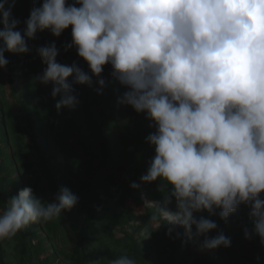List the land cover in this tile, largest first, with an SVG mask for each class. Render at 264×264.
<instances>
[{"label":"clouds","instance_id":"clouds-1","mask_svg":"<svg viewBox=\"0 0 264 264\" xmlns=\"http://www.w3.org/2000/svg\"><path fill=\"white\" fill-rule=\"evenodd\" d=\"M14 2L0 0V68L9 63L5 52L29 53L38 31L59 37L71 26L65 48H75L88 71L59 63L54 41L36 48L45 67L34 80L52 86L57 111L79 103L74 85L92 87L95 77L99 94L107 64L126 89L117 103L151 122L145 142L154 155L140 180L160 181L161 200L144 204L153 210V230L168 225L170 234L182 226L200 251L229 247L222 232L209 236L218 225L200 213L227 222L245 205L251 228L244 238L264 245V0H42L23 29L11 13ZM9 73L20 86L18 72ZM78 199L62 187L44 202L25 186L0 211V242L61 217ZM110 264L137 260L123 253Z\"/></svg>","mask_w":264,"mask_h":264},{"label":"trees","instance_id":"trees-1","mask_svg":"<svg viewBox=\"0 0 264 264\" xmlns=\"http://www.w3.org/2000/svg\"><path fill=\"white\" fill-rule=\"evenodd\" d=\"M9 2L11 3L12 0H9ZM68 2L71 3L72 0H68ZM37 6L34 0H15L11 13L15 18L21 21L19 24L20 29L25 27L23 21L27 19L30 10ZM60 36L61 39L53 36L48 30L42 32L38 31L35 34V38L28 41V43H30L29 47H32L33 50H35L34 55L39 57L36 52L37 47L45 46L53 41L61 46V44L67 42L66 40L69 38V33L65 29ZM58 49H61V47H58ZM60 51L62 52V50ZM12 57L13 53L8 52V58L11 59ZM63 57H65L64 54L62 55V58ZM103 78L105 79L106 76H103ZM93 80L94 83L92 87H88L87 85H74L78 93L79 103L71 109L61 108L57 111L55 108L56 103H54L57 98L51 97L50 91H48L49 95L45 99L47 112L54 118L55 123H59L58 130L55 134L56 138H59V145L57 146V151L52 154L51 157L43 151L44 145L39 144L41 141L38 142L41 135L38 131V121L34 103L35 99H30L26 94V90L18 94L19 90H15V88L20 86L13 85L15 88H12V95L16 98L17 105L21 106L27 119V126L23 129L18 126L19 123H13V111L11 107L5 108L7 107V101H5L4 97L0 94V140L6 144L5 148H0V154L5 153V158L7 159L13 157L16 160V164H19L21 171L28 172L32 166L34 168L33 162L30 160L31 149L27 146V143H24L23 135L19 132L25 134L26 140L29 139L31 141L30 146L39 153V162L43 163L44 171L54 198L60 188L66 187L64 180L58 176L60 171L56 169L60 163L54 162L58 156V152L64 155L69 172L72 176L76 177V181L81 182L80 186H83L85 193H90L89 202L83 205V224L75 227L76 212L73 208L64 211L68 219L70 218L74 221H71L73 224L71 225V227H73V232L75 228L81 230V232H77L76 230L74 233L79 234L83 241L91 234L90 229L93 223L98 224L101 216L104 217L112 213L115 223L118 222L120 225L127 227L130 226L132 220H137L140 222L139 231L142 229H145L147 233L151 231L148 237L140 241L135 238V235H130L132 240V251L142 264L151 262L149 261V257H147L146 249L140 246L142 243H144L143 246H145L146 243L152 245L156 244L158 246L157 250L164 249L166 251L167 249L166 254H170L169 256H162L161 254V259L165 262L164 264H169V262L174 264L178 260L185 261L186 259H192V264H201L200 259H203V264H235L238 262L240 256L249 257L250 261H255L253 264H264L263 255H260L259 260H257V255L251 257L253 253L258 254L255 248L257 245L261 244L259 238L253 237L250 240L244 238L243 229L245 227L251 228V219L248 216L249 209L245 205H240L238 208L245 209L246 215L244 217H238L239 214L233 217L235 213H232L227 222L220 220L217 215L209 217L206 212L200 213V215H204L215 221L218 225V228L212 230L209 236H215L218 232H222L226 237L230 238L231 243L229 247L221 246L215 249L218 253V261L212 260L209 256L206 257L204 251L198 250L199 242L192 244L183 239L182 226H176L170 234L167 232L168 227H170L168 225L153 230L149 223V217L153 211L151 208H148L146 214L143 216L136 217L129 214L130 217H126L123 215L125 201L130 196L134 195L128 189L130 184L132 182L138 183L139 179L136 174H140L139 177L142 176L143 171H146L147 162L154 155V149L145 142V137L155 129L149 127L151 122L145 118L144 113H137L132 109L131 115L134 119L130 121V125L132 126H128L126 129V147L121 146L122 143L115 141L116 138L111 139L108 135H104L103 127L97 125L92 109L94 107L103 106H110V109L120 107L115 104V102H117L118 91L116 87L114 91H109L103 87L98 94L95 89L99 86L95 83V78H93ZM10 81L14 82L11 78ZM58 96L59 100L60 94H58ZM1 107L4 108L3 111ZM9 127H11V132ZM92 127L98 129V135H96ZM7 135H9V139ZM12 135L14 136V146L16 149L14 156H10L11 151L8 150V146L13 144ZM71 140H73V143H70ZM137 165H143L141 167L143 171L142 173L137 172L134 174ZM13 167L15 170L17 169V165L13 164ZM20 169H17V171H20ZM124 174H128L126 178L122 177ZM17 183L19 184L18 180ZM159 183L160 181L158 180L149 184L150 188L148 191L153 201L157 200V196H160L161 199V193L157 190V185ZM9 197H11V195L5 185V180L2 178L0 167V206L3 209L6 207V201ZM169 207L174 210L175 202L173 201ZM104 227L105 230L111 232V227H109L108 224ZM110 234L112 235V233ZM153 236H155V238ZM25 240L27 239L25 238ZM25 244L26 247H28V244ZM188 245L191 247H187V249L186 246ZM83 252L84 248L81 245L78 254L82 255ZM239 252L249 254L250 256L239 254ZM20 257L21 259L16 260L17 264L30 263L26 262V260L24 261L22 255ZM254 257L255 260L253 259ZM31 259L30 257L29 260ZM0 264H9L6 262L2 247L0 252Z\"/></svg>","mask_w":264,"mask_h":264},{"label":"rangeland","instance_id":"rangeland-1","mask_svg":"<svg viewBox=\"0 0 264 264\" xmlns=\"http://www.w3.org/2000/svg\"><path fill=\"white\" fill-rule=\"evenodd\" d=\"M34 2L38 5L37 7H39L42 0H34ZM19 27L20 25L18 26V29H20ZM2 28L3 24L0 23V29ZM66 31L69 33V38L66 40L67 42H64V44H61L60 46L54 41L57 48L61 47V49H59L57 61L63 65H71L73 62H76L83 70L88 71L87 63L77 56L75 48L66 50L65 45L71 42V26L66 29ZM59 39H61V36H59ZM30 48L31 51L27 54L20 55L13 53L11 59L8 58V52H5V57L8 59L9 63L13 59L15 61L13 62L14 67L8 63L5 68H0V94L4 97L5 101H7V107L5 108L7 109L11 107L13 111V123H19L18 126L24 129V127L27 126L26 116L21 106L17 105L16 98L12 95V88L15 87L13 86V82L10 81L9 72L11 68H14L18 72L16 80H18V84H20V87L15 88V90H19L18 94L26 90L27 96L30 99H35L34 103L38 121V131L41 135L38 142L41 141L39 144L44 145L43 151L51 157V155L57 151V146L59 145V138H56L55 135L59 123L53 122L54 118L48 114L45 102L46 97L49 95L48 91L51 90L52 86H50V84L43 85L34 80V77L42 72L45 65L41 63L39 57L34 55L35 50H33L32 47ZM60 50H62V52ZM63 54L65 57L62 58ZM110 71L111 66L106 64L102 73V76H106L104 87L109 91H114L116 87L118 98V96H120L126 89L109 75ZM115 104L120 107L114 109H110V106L94 107L92 111L95 115L97 125L103 127L104 135H108L111 139L116 138L115 141L122 143L121 146L126 147V129L128 126H132L130 125V121L134 119L131 115L132 108L127 105H121L117 102H115ZM1 110L3 111L4 108L1 107ZM92 128L95 130L96 135H98V129L94 127ZM9 130L11 132V127H9ZM19 133L23 135L24 143H27V146L31 149V158L30 156L29 158L33 162L34 168L32 166L28 172L21 171L19 164H16V160L13 157L7 159L5 158V153L0 154L1 175L5 180V185L11 196L16 195L18 190L25 186H31L34 195L41 198L44 202H51L54 199V195L50 188L49 181L47 180L43 163L39 162V153L30 146L31 141L29 139L26 140L25 134L22 132ZM7 136L9 139V135ZM72 141L73 140H71L70 143ZM12 142L13 144L8 146V150L11 151V154H7H10V156H14V152L16 151L13 135ZM5 145L6 144L0 140V148H5ZM54 162L60 163V165L56 167V169L60 171L58 176L64 180L66 187L68 183V188L79 198L78 203L72 208L76 212L75 227L80 226L83 224L84 218V213H82L83 205L89 202L90 193H85L83 186H80L81 182L76 181V177L72 176L69 172L67 161L63 154L58 152V156ZM13 164L17 165V169H20V171H17V169L15 170ZM142 166L137 165L134 174L137 172L142 173ZM145 172L146 171L144 170L142 175L145 174ZM127 175L128 174H124L122 177L126 178ZM136 176L139 179L137 183L139 186L135 189L132 187L128 188L134 195L130 196L125 201L123 215L126 217H130L129 214L136 217L145 215L148 208H150L144 206L145 202L147 200L153 201L148 191L150 188L149 184L151 183L142 182L139 177L140 174H136ZM17 180L20 185L17 183ZM261 195L264 196V193ZM160 200V196H157V200L153 202H159ZM2 210L3 208L0 206V211ZM234 213L233 217L236 216V214H239L238 217H244L246 215L245 209H237ZM113 219L112 213H109L104 217L101 216L99 218V223H93L91 226L92 228L90 229L91 234L83 241L79 234L74 233L76 230L77 232H81V230L75 228V231L73 232V227H71V225H73L72 222L74 221L73 219H68L63 212L61 217L55 218L51 221L31 223L26 229L18 232L10 240L0 242V252L2 247L5 253L6 262L9 264H17L16 260L21 259V255L24 258V261L26 260V262H30L29 264H110L111 259L118 257L123 253H127L130 257L136 259L137 264H142L132 251V240L130 235H135V238L140 241L146 238L147 231L145 229L139 231L140 222L137 220H132L130 226L125 227L118 222L115 223ZM106 224L111 227V232L105 230L104 226ZM110 233H112V235ZM153 237L155 238V236ZM25 238L27 240H25ZM182 238L187 240L188 243L194 244L198 242L196 240H188L183 227ZM25 243L28 244V247H26ZM143 244L144 243L140 246L146 249L147 257H149V261H151L146 264H164L165 262H163L161 257L163 255H170L166 254L167 249L166 251L164 249L157 250L158 246L156 244L152 245L146 243L145 246H143ZM81 245L84 248L83 256L78 254ZM187 247L191 246L188 245L186 248ZM255 251L258 254L253 253L251 257L257 255L260 259V255L264 256V245H257ZM204 254L206 257L209 256L212 260L218 261V253L215 249L206 250V252L204 251ZM239 254L250 256L243 252H239ZM30 257L32 258L31 260H29ZM253 259L255 260V257ZM200 260L201 264H203V259ZM191 262L192 259H186L185 261L178 260L174 264H190ZM253 262L250 261L249 257L240 256L238 262L235 264H253ZM169 264L171 263L169 262Z\"/></svg>","mask_w":264,"mask_h":264}]
</instances>
